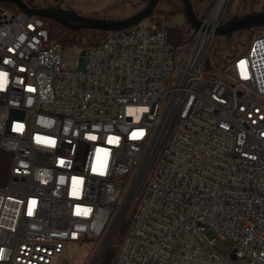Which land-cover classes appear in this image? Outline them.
Masks as SVG:
<instances>
[{
	"label": "built area",
	"instance_id": "built-area-1",
	"mask_svg": "<svg viewBox=\"0 0 264 264\" xmlns=\"http://www.w3.org/2000/svg\"><path fill=\"white\" fill-rule=\"evenodd\" d=\"M227 1L179 43L154 13L73 61L0 2V264H63L123 224L109 264H264V27L213 63Z\"/></svg>",
	"mask_w": 264,
	"mask_h": 264
},
{
	"label": "rangeland",
	"instance_id": "rangeland-1",
	"mask_svg": "<svg viewBox=\"0 0 264 264\" xmlns=\"http://www.w3.org/2000/svg\"><path fill=\"white\" fill-rule=\"evenodd\" d=\"M29 1V0H28ZM32 1V5L34 6H44L45 4H55L59 3V5L66 9H73L74 11L89 15V16H97V17H106V18H124L136 10H138L143 4L144 0H30ZM193 6L194 11L198 7H207L210 5L212 0H190ZM224 17L223 20H227L233 14H243L248 12L249 10H261L264 9V0H228L226 2L224 8ZM162 11L166 13L167 19L175 24L182 25L185 29H187L188 25L185 21V17L183 12L181 11V2L180 0H159L154 11ZM169 14V15H167ZM149 17L143 18L140 23H148ZM54 27L52 29H58L55 25H59L57 23L53 24ZM63 31H58L60 33L59 40L71 41L75 39L81 44V46L86 45L88 43L96 42L100 36L102 31L98 30H71L65 28L61 25ZM258 28V27H257ZM260 28V27H259ZM185 31V30H184ZM235 37L230 39H225L223 36L217 35L215 39V45L212 51V62L216 65H223V59H227V62L230 61V57L232 56L231 48L237 50L238 53L243 51L244 45L247 44L250 32L259 31L255 27L250 29H242ZM81 46L77 44H66L64 46V58L65 60H76L78 56V51ZM74 48V49H73ZM232 59V57H231ZM228 64V63H227ZM125 224L120 228L118 235L115 237L114 243L117 238H119L122 233ZM105 234L101 235L99 238L94 239L92 241H67L64 244L62 253L59 255V258L63 264H90L91 259L100 248V245L103 243V238ZM217 246L222 247L223 243L221 241H217ZM109 248H105L103 253L100 256L97 264H99L100 260L104 257L105 253ZM113 249V247H112ZM114 250V249H113Z\"/></svg>",
	"mask_w": 264,
	"mask_h": 264
},
{
	"label": "water",
	"instance_id": "water-1",
	"mask_svg": "<svg viewBox=\"0 0 264 264\" xmlns=\"http://www.w3.org/2000/svg\"><path fill=\"white\" fill-rule=\"evenodd\" d=\"M0 2H11L19 11L26 15H37L71 30L78 31L88 29L107 32L125 29L140 22L143 18L150 16L159 0H144V4L138 10L124 18H106L84 15L73 9L63 8L59 3L48 4L45 6H34L28 5L23 0H0ZM180 2L181 11L184 14L186 23L194 29L198 28L200 20L195 14L191 1L180 0ZM253 27H264V9L258 11L253 10L239 15H231L219 25L216 30V35L223 36L227 39L236 30L250 29ZM105 248L106 246H104L101 254ZM100 256L93 264H97ZM93 258L91 259L90 264L93 261Z\"/></svg>",
	"mask_w": 264,
	"mask_h": 264
},
{
	"label": "trees",
	"instance_id": "trees-1",
	"mask_svg": "<svg viewBox=\"0 0 264 264\" xmlns=\"http://www.w3.org/2000/svg\"><path fill=\"white\" fill-rule=\"evenodd\" d=\"M23 1H25L27 4H28V2L29 3L32 2L30 0L29 1L23 0ZM1 3L5 7L9 8L13 11H18V9L11 2H1ZM155 13H163L164 15L166 14L162 11H156ZM153 14H151L150 16H152ZM167 15H169V14H167ZM43 20H44L46 26L48 27L49 35H50V38L52 40L60 42L63 46H65L66 44H74V45L77 44V45L81 46V44H79V42L75 39H72L69 42L64 41V40H59L58 38H60L61 36H60V33L58 31H63L62 27H60L59 25H55L56 28L58 27V29L54 30V29H52L54 27L53 24H55L54 22H51L49 19H46V18H43ZM184 30L186 31L187 29H185L182 25H175L174 27L169 28L168 29L169 39L174 43L181 42L185 38V35H186ZM103 36H104V32H101V36L96 42L88 43L86 45H93V44L100 42V40L103 38ZM86 45H83V46H86ZM83 46H81V47H83ZM9 168H10V154L0 148V185H4L7 182L8 176H9ZM92 240H94V239H85L84 242L85 241L90 242ZM117 240H118V238H117ZM115 243L113 241L112 245L110 246V249L107 250L104 257L100 260L99 264H109L110 263L111 258H112L113 253H114L113 249H115ZM112 247H113V249H112Z\"/></svg>",
	"mask_w": 264,
	"mask_h": 264
},
{
	"label": "bare ground",
	"instance_id": "bare-ground-1",
	"mask_svg": "<svg viewBox=\"0 0 264 264\" xmlns=\"http://www.w3.org/2000/svg\"><path fill=\"white\" fill-rule=\"evenodd\" d=\"M105 241H104V243H105ZM104 243L100 246V248L96 252V254H95V256H94L93 261L91 262V264H93L99 258L100 254H101V252H102V250L104 248Z\"/></svg>",
	"mask_w": 264,
	"mask_h": 264
},
{
	"label": "flooded vegetation",
	"instance_id": "flooded-vegetation-1",
	"mask_svg": "<svg viewBox=\"0 0 264 264\" xmlns=\"http://www.w3.org/2000/svg\"><path fill=\"white\" fill-rule=\"evenodd\" d=\"M33 3L32 2H28V5H32ZM50 4H52V3H50ZM45 5H48V4H45ZM44 5V6H45ZM250 11H253V9L252 10H249L248 12H250ZM237 15H239V14H237ZM241 31H238V30H236V31H234L233 33H232V35L228 38V39H230V38H232V37H235L237 34H239Z\"/></svg>",
	"mask_w": 264,
	"mask_h": 264
}]
</instances>
